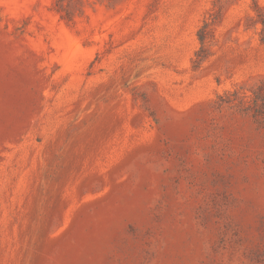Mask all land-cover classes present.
Wrapping results in <instances>:
<instances>
[{"label":"rangeland","instance_id":"obj_1","mask_svg":"<svg viewBox=\"0 0 264 264\" xmlns=\"http://www.w3.org/2000/svg\"><path fill=\"white\" fill-rule=\"evenodd\" d=\"M0 264H264V0H0Z\"/></svg>","mask_w":264,"mask_h":264}]
</instances>
